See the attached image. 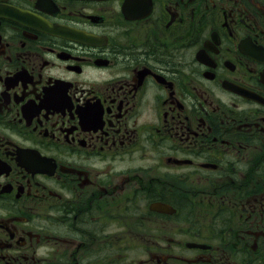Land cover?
<instances>
[{"label":"flooded vegetation","instance_id":"af4514ba","mask_svg":"<svg viewBox=\"0 0 264 264\" xmlns=\"http://www.w3.org/2000/svg\"><path fill=\"white\" fill-rule=\"evenodd\" d=\"M0 264H264V0H0Z\"/></svg>","mask_w":264,"mask_h":264}]
</instances>
